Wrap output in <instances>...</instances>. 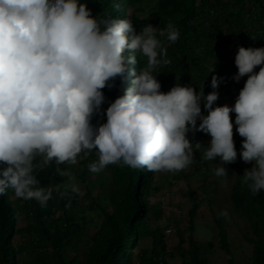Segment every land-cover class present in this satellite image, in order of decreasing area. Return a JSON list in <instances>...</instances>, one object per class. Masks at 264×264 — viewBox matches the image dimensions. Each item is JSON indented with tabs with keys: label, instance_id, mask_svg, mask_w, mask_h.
I'll list each match as a JSON object with an SVG mask.
<instances>
[{
	"label": "clouds",
	"instance_id": "9594fccd",
	"mask_svg": "<svg viewBox=\"0 0 264 264\" xmlns=\"http://www.w3.org/2000/svg\"><path fill=\"white\" fill-rule=\"evenodd\" d=\"M156 32L147 24L137 33L128 18L93 17L81 0H0V163L6 165L0 195L11 189L44 208L52 189L36 187L34 160L75 165L80 154L93 151L98 159L88 165L91 173L110 164L175 173L193 163L196 149L203 161L220 157L213 172L226 179L223 164L237 158L230 112L244 138L241 157L254 162L242 183L253 195L264 190V47L238 48L233 79L248 78L234 106L213 107L216 75L207 95L203 87L197 92L179 83L161 91L153 72L171 60ZM159 36L175 43L180 33L169 22ZM137 57L147 58L139 74L127 68ZM126 72L134 77L132 87L109 104L105 123L93 125L105 101L102 89L112 88L117 77L125 80ZM189 131L209 134L210 143L191 142ZM60 175L74 180L70 172ZM69 186L84 195L75 183ZM220 215L227 218V210Z\"/></svg>",
	"mask_w": 264,
	"mask_h": 264
},
{
	"label": "trees",
	"instance_id": "16d2710c",
	"mask_svg": "<svg viewBox=\"0 0 264 264\" xmlns=\"http://www.w3.org/2000/svg\"><path fill=\"white\" fill-rule=\"evenodd\" d=\"M184 1L187 6L183 0H156L154 8L146 12V17L137 19L134 15L143 12L149 0H81V3L87 5L93 17L131 19L137 33L141 26L147 24L157 29V38L167 49V58L171 60L170 65L159 66L153 72L161 84V91L168 92L179 83L191 85L197 92L203 87L207 95L214 90L211 78L216 75L221 79L215 89L218 99L213 107L229 105L224 92L239 94L248 78L245 75L239 82L233 79L238 72L235 64L238 48L264 47V0ZM169 22L180 33L175 43L159 36V30L165 29ZM124 54L127 57L129 51L126 49ZM146 63V57H137V63H127V68L129 72L134 68L139 74ZM259 68L257 66L254 71L258 72ZM129 72L125 73V80L117 77L112 88L102 89L105 101L100 111L93 115V125L105 123L109 104L123 95L125 89L132 87L134 77ZM201 109L205 112L202 102ZM235 116V112H230L237 152L231 168L237 174V195L242 197L250 211L264 219V190L253 195L242 183L244 171L250 169L254 162L242 165L244 138L237 131ZM200 122L198 119L197 126ZM187 136L191 142H199L203 146L211 141V136L202 131H189ZM193 158V163L181 170V177L184 178L189 170L202 177L199 186L202 199L191 195L187 229L179 231L177 255L181 259L180 264H211L217 244L215 241H200L196 232L201 215L206 211L215 212L210 193L217 191L220 185V177L213 172L220 157L214 161H203L200 151L194 149ZM97 159L95 151L87 156L80 154L75 165H57L54 161L44 164L37 157L33 162L36 165L34 174L40 184L36 187L52 189V197L44 208L34 199L17 198L11 189L0 195V264H172L174 255L169 251L164 229L153 226L156 214L152 199L161 197L158 172L108 165L113 186L107 204H102L100 197L93 194L91 183L94 173L88 169V165ZM3 167L6 165L0 163V168ZM61 172H70L74 180L60 175ZM175 179H180L179 174ZM72 183L84 193L83 196L73 192L70 186L65 188ZM58 208L63 211L61 217H58ZM217 223L220 228L217 243L228 264H237L229 232L221 220ZM21 237L24 240L20 243ZM250 241L255 245L252 264H260V260L264 264L263 235ZM143 243L150 245V249L144 250Z\"/></svg>",
	"mask_w": 264,
	"mask_h": 264
},
{
	"label": "rangeland",
	"instance_id": "374dc122",
	"mask_svg": "<svg viewBox=\"0 0 264 264\" xmlns=\"http://www.w3.org/2000/svg\"><path fill=\"white\" fill-rule=\"evenodd\" d=\"M156 0H149L146 4V8L143 12L134 15V19L140 18L146 15L155 6ZM183 4L187 6V3L183 0ZM142 26L140 31L142 30ZM228 106H234L229 105ZM221 163L218 161L215 165ZM249 163L242 162V165ZM71 165V164H70ZM225 167L227 176L226 179L220 177V185L217 191L210 193L211 200L213 202V209L215 212L212 214L209 211L204 212L198 222V231L196 232L197 238L200 241H215V254L211 256V264H228L225 253L219 247L218 235L220 228L217 220L223 222V226L227 229L230 235V241L232 244V250L236 257L237 264H252L254 257L255 245L250 239H257L258 235H263L264 238V219L259 214H254L245 205L241 196H238L239 192L236 190L237 174L236 170L232 169L231 163L223 164ZM180 176V179H175L176 175ZM181 171L178 172H158V185L161 191V197L158 199H152V204L155 211V220L153 221L154 227H160L164 229V234L169 246V251L174 255L172 264H180L181 259L177 255L179 245V231L185 232L187 229L186 219L188 211L190 209V198L192 194L202 199V195L199 192V186L202 182V177L191 170L187 171L184 178L181 177ZM111 172L107 166L100 173H94V178L91 183V189L93 194L100 197L102 204H107V197L112 189ZM227 210L228 217L221 216L220 213L223 210ZM58 217H61L63 211L58 208ZM263 219V222L262 220ZM173 229L175 235L168 236L167 230ZM24 240L23 237L19 238L20 243ZM144 250H149L150 245L142 244ZM260 264H263L260 260Z\"/></svg>",
	"mask_w": 264,
	"mask_h": 264
},
{
	"label": "built area",
	"instance_id": "2783aa9c",
	"mask_svg": "<svg viewBox=\"0 0 264 264\" xmlns=\"http://www.w3.org/2000/svg\"><path fill=\"white\" fill-rule=\"evenodd\" d=\"M224 94L226 101L230 103L234 102L239 95V94H232L229 91H225ZM174 234H175L174 230L172 229L167 230L168 236H173Z\"/></svg>",
	"mask_w": 264,
	"mask_h": 264
}]
</instances>
